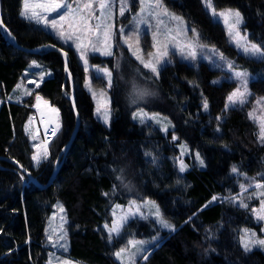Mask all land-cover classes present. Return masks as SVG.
<instances>
[{
	"label": "trees",
	"instance_id": "1",
	"mask_svg": "<svg viewBox=\"0 0 264 264\" xmlns=\"http://www.w3.org/2000/svg\"><path fill=\"white\" fill-rule=\"evenodd\" d=\"M21 1L0 0L2 19L20 46L53 42L68 51L80 120L65 147L76 116L60 52L25 51L0 28V155L19 161L40 183L48 181L57 158L59 164L52 181L39 187L0 159V264H46L45 224L56 201L63 205L68 220L66 254L77 261L121 264L114 254L129 239L156 237L137 264H264L260 248L245 251L239 241L241 228L255 225L249 208L230 199L241 188L238 172L264 179V143L246 105L224 107L233 80H215L221 71L204 60L191 64L174 57L163 64L152 91L138 102L170 119L172 126L163 132L133 119L128 92L134 78L131 69L139 66L118 42L113 55L90 57L91 62L107 65L113 72L110 84L98 75L91 80L93 85L108 87L111 120L107 126L94 115L92 97L83 85L84 70L73 48L21 16ZM211 1L216 8H238L243 27L264 49V0ZM165 2L199 31L201 41L217 45L256 73L249 81L251 95H264V57L237 51L223 24L211 17L202 0ZM120 56L128 61L119 66ZM33 58L49 73L14 99L10 93ZM37 96L57 107L59 125L48 141L47 159L34 164V146L25 123ZM174 136L198 151L205 165L192 163L181 172L174 160ZM233 166L237 173L232 172ZM144 197L158 202L172 228L150 218H133L109 239L101 223L110 219L111 206Z\"/></svg>",
	"mask_w": 264,
	"mask_h": 264
},
{
	"label": "rangeland",
	"instance_id": "2",
	"mask_svg": "<svg viewBox=\"0 0 264 264\" xmlns=\"http://www.w3.org/2000/svg\"><path fill=\"white\" fill-rule=\"evenodd\" d=\"M28 2L31 6L41 3L43 0H28ZM64 2L71 5V14H69V9L67 7L52 12H45L40 8H29V13L31 11H36L40 15L46 16L49 20H57V28L54 29L51 26H46L44 23H37L36 20L30 21L53 34L54 37L64 46H71L73 48L77 59L84 70L83 85L92 97L94 103V115L105 125L109 126L111 120V97L108 87L93 85L91 80L93 76L98 75L103 77L107 84H110L113 72L107 65L91 62L90 57L92 54L110 56L104 54L105 51H111V55H113L114 47L116 46V43L119 42L126 47V52L136 62L135 65L139 66L135 69V67L132 66V68L129 63V67L132 68L131 72L132 74L134 73V78L132 76L133 80L129 85L128 102L134 107L132 113L134 120L141 122L139 116L134 118V114L142 112L147 113L148 117H155L154 119L145 118L144 123L157 126L163 132L172 126V123L167 116L158 112L149 111L138 103L143 96L152 91L154 78L157 76L150 68L144 67V64L137 59L138 56L142 57L145 62L151 60L157 69H160V67L167 62H172L174 57L191 64L197 63L198 60H204L212 68H218L221 71L220 76L215 80H233L234 86L228 93L227 98L237 88H241V91L244 90L243 87H241V81L235 78L233 72L243 71L248 74L246 77L247 95L245 96V102L243 104L247 107L248 115L250 113L252 114L249 116L256 125L257 135L261 141V126L264 124V95L253 97L249 87V81L256 78L257 74L251 72L247 67L240 65L235 57L227 55L217 45L201 41L199 31L193 25L188 23L182 15L172 11L166 4L165 0H161L159 7L155 6V0H127L126 5L124 0H105V3L109 5L105 9H100L98 7L99 0H64ZM202 2L211 17L223 24L229 41L234 45L237 51L249 57H264L245 53L242 47L238 46V44L243 45L245 41L239 39V37L235 39L233 38L238 31L241 37L247 38L249 45L254 43L264 50L258 42L250 38L249 32L243 27L244 17L238 8L232 6L216 8L211 0H202ZM87 3H91L92 8H84V5ZM209 3L211 4V7L208 6ZM122 7L125 9L123 15L120 14ZM213 10H215L217 15H213ZM22 11H24V0L21 1L20 15ZM229 11L232 13L238 11L240 13L242 22L239 25H236V18L234 15H218L219 13H228ZM61 15L66 16L64 21H60L59 18ZM173 17H178L180 19H174ZM96 24L101 25L99 31L95 30ZM69 25H72V27ZM105 25L109 26V31L111 33L107 45L103 43ZM88 26L93 30L87 31L86 28ZM61 31L64 33L63 38L59 35ZM69 36H71V39H68ZM148 43L150 44L149 46L147 45ZM93 45L99 50H94ZM189 45H191V50H194L196 53L195 59L188 56L190 50L188 47ZM164 51H167V56L159 55ZM149 54L152 55L149 56ZM221 56H223L224 59H221ZM157 57H159V63H156ZM85 60L87 61V64H85ZM127 61L128 59L124 60V57L120 56L118 65L120 66L127 63ZM228 62H232L234 66L233 69H229ZM101 69H107L111 73L110 83L109 77L105 72L101 71ZM48 73L49 70L42 67L38 60L33 58L24 69L23 78H21L13 87L10 96L14 99L20 98L28 92L29 84L36 85ZM37 97L40 99L38 100L36 98L33 106V113L27 119L25 129L33 142V155L37 153L43 155L45 149H47L48 156V141L42 132L44 128L43 122L52 126L56 130L59 125V112L57 107L51 105L47 100L40 96ZM227 98L224 105L225 108L235 105H243L239 103L228 105ZM258 101L260 103H258ZM226 105L228 106L226 107ZM98 107L100 108L99 113L97 112ZM52 109H56L57 111L54 112ZM105 110H107L109 114L107 123H105L103 117ZM41 117L44 118L43 122ZM174 137L177 140V152L174 155V160L179 170L181 161L186 165V168L191 166L192 163L202 167L205 165L204 159L198 151L192 150L184 140H178L176 136ZM197 154H199V159L197 158ZM201 160H203V165L200 163ZM33 163L37 164L34 160ZM54 164H58V158L54 161ZM237 175L240 176V187L243 185L247 191H244L241 187L236 193L230 195V199L241 206L247 205L255 224L254 226H243L241 228L239 241L241 243V237L245 235V229L248 230L249 239H264V220L258 219V213L264 214V211H262L264 195H261V193H264V188L255 187L256 184L264 185V179L259 180L254 178V176L239 172ZM132 201H135L136 205L139 206V213H136L135 207H130ZM118 205L119 207H117ZM157 208L160 213L159 217L156 215ZM129 212L136 214L127 215ZM126 215L127 218L122 222V227L133 218H150L154 220L157 225L162 227L164 226L160 223L161 218L169 223L163 216L161 208L154 198H132L125 203L115 202L110 209V219L101 223V229L109 239L117 235L122 227L118 233H112L110 237L109 231L105 225L111 226L114 222H120L121 217ZM251 233H255V237H251ZM67 234V216L63 205L59 201H56L45 224V244L48 246L46 264H88L72 259L66 254L69 245ZM155 239L156 237L131 238L124 246L115 251L114 256L121 264H137V259L145 253ZM131 241H143V244L132 246L130 244ZM252 248H260L264 252V246L262 245H251V249ZM121 249H125V251L122 253L121 257L118 258L116 253L120 252Z\"/></svg>",
	"mask_w": 264,
	"mask_h": 264
},
{
	"label": "snow or ice",
	"instance_id": "3",
	"mask_svg": "<svg viewBox=\"0 0 264 264\" xmlns=\"http://www.w3.org/2000/svg\"><path fill=\"white\" fill-rule=\"evenodd\" d=\"M124 3L126 5L127 0H124ZM161 4V0H155V6L159 7ZM109 5L105 3V0H99V4L98 7L100 9H105L106 7H108ZM209 7H211V4L209 3L208 5ZM40 8L45 12H52V11H57L60 8H64L67 7L69 9V14H71L72 12V8L71 5L66 4L64 2V0H43V2L35 4V5H29L28 0H24V11L21 12V15L24 16L25 18L29 19V20H36L37 23H44L46 26H51L52 28H57L58 25V21L57 20H49L46 16H42L40 15L38 12L36 11H31L29 13V8ZM84 8H92V4L91 3H87L84 5ZM124 7L121 8V15H123L124 13ZM166 11V10H165ZM213 15H217V13L215 12V10H213ZM218 15L221 16H228V15H234L236 18V25H239L242 22V17L240 15V13L237 11L235 13H232L231 11H229L228 13H219ZM174 19H180L178 17H173ZM60 21H64L66 19L65 15H61L60 16ZM0 24H2V22H0ZM70 27H72V25H69ZM62 27V25H61ZM101 28L100 24H96L95 25V30L99 31V29ZM87 31H92L93 29L88 26L86 28ZM194 31V30H193ZM59 35L63 38L64 37V33L61 31L59 33ZM230 35H231V31H230ZM103 43L105 45L108 44V41L111 37V33L109 31V26L105 25L104 26V32H103ZM239 37V39L244 40L245 43L243 45L238 44L239 47H242L243 51L247 54L250 55H259V56H264V50L261 49L260 46H258L257 44H250L247 42V38L246 37H241L240 33L237 31L235 33V36L233 37L234 39ZM68 39H71V36L68 37ZM94 50H99L98 48H95V46L93 45ZM189 47V52H188V56H190L192 59H195L196 57V53L194 50H191V45L188 46ZM104 54L106 55H111V51H105ZM152 54H149V56H151ZM159 55L161 56H167L168 53L167 51H164L162 53H160ZM182 55H183V50H182ZM82 58H83V54H82ZM137 59H139L141 61L142 64H144V67L146 68H150L151 71L156 74L157 76L159 75V71L157 69V67L155 66V64L152 63L151 60H149L148 62H145L144 59L140 56L137 57ZM221 59H224L223 56H221ZM159 57H157L156 59V63H159ZM85 64H87V61L85 60ZM228 67L229 69H233V64L232 62H228ZM101 71L105 72V74L109 77V83L111 81V73L107 70V69H101ZM233 75L235 76L236 79L241 81V87H243V91H241V88H237L235 91H233L227 98L228 100V105H235L237 103L239 104H243L245 102V96L247 95V73L243 72V71H234ZM19 87V85H18ZM37 99L39 100L40 98L37 97ZM258 103H260L258 101ZM226 105V107L228 106ZM204 108L207 109L208 104L207 101L205 100L204 102ZM54 112H56V109H52ZM97 112H100V108H97ZM250 116L252 115L251 113L249 114ZM137 116L140 117L141 119V123L144 122L145 118H149V119H154L155 117H148L147 113H136L134 114V118H136ZM103 117H104V121L105 123L108 122L109 119V114L107 112V110L104 111L103 113ZM55 129H53V134H55ZM260 137H261V141L264 142V124H262L261 126V133H260ZM35 138V137H34ZM173 139H175V137H173ZM38 147V146H37ZM197 158L199 159V154H197ZM32 159L39 164L41 162L42 159H47V149H45V152L43 155L37 153L35 155H33ZM201 165H203V160L200 161ZM186 168V165L183 164V161L180 162V171L183 172ZM232 172L237 173L238 169L233 166L232 168ZM242 189H244V191H247L246 188H244L243 185H241ZM256 188H264V185L262 184H256L255 185ZM261 195H264V193H261ZM213 199H216L215 197H213ZM244 207H247V205H242ZM119 207V205L117 206ZM130 207H135L136 208V213H139V206L136 205L135 201L131 202ZM262 211H264V203H262ZM136 213H132L129 212L127 215H135ZM127 215L124 217H121L120 222H114L111 226L109 225H105V227L108 229L109 231V236L111 237L112 233H118L120 228L122 227V222L127 218ZM156 215L159 217L160 213H159V209H156ZM258 219L264 220V214H260L258 213ZM160 223L164 226V227H168V228H172V225L168 224L165 220H163L162 218L160 219ZM251 237H255V233H251ZM130 244L132 246H136L137 244H143V241L140 242H136V241H131ZM241 244L244 248L245 251H250L251 250V245H262L264 246V239H249V233L248 230L245 229V235L243 237H241ZM125 251V249H121L120 252L116 253V256L119 258L121 257L122 253ZM144 259H147V256L144 257Z\"/></svg>",
	"mask_w": 264,
	"mask_h": 264
},
{
	"label": "water",
	"instance_id": "4",
	"mask_svg": "<svg viewBox=\"0 0 264 264\" xmlns=\"http://www.w3.org/2000/svg\"><path fill=\"white\" fill-rule=\"evenodd\" d=\"M0 22H2V24H0V28L2 30L3 33H5V35L9 36L11 41L17 45L18 47L24 49L25 51H28V52H40L42 49H54V50H57L60 52L61 56H62V59H63V63H64V70L65 72L69 75V79H70V84H71V94L69 95V99H70V102H71V107L75 113V116H76V123H75V126H74V129L72 131V134L68 140V142L66 143L65 147H68L71 140L73 139L74 137V134L78 128V125H79V114H78V111H77V108H76V105H75V88H74V84H73V77L70 73V70H69V53L68 51L61 45L57 44V43H53V42H49V43H45V44H41V45H38L36 47H33V48H27V47H23V46H20L16 43L15 41V37L13 36V34L10 32V30L7 28V26L5 25L3 19H2V16H1V5H0ZM63 150V149H62ZM62 152V151H61ZM61 155V153H60ZM59 155V156H60ZM0 159H3L11 164H13L17 169L21 170L27 177L28 179L33 182L35 185L39 186V187H45L46 185H48L58 167H59V164H56L53 168V171H52V174L50 175L48 181L46 183H40L36 177H34L28 169H26L19 161H17L16 159L10 157V156H6V155H0Z\"/></svg>",
	"mask_w": 264,
	"mask_h": 264
},
{
	"label": "built area",
	"instance_id": "5",
	"mask_svg": "<svg viewBox=\"0 0 264 264\" xmlns=\"http://www.w3.org/2000/svg\"><path fill=\"white\" fill-rule=\"evenodd\" d=\"M41 120L43 122L44 121V118L41 117ZM43 126H44L43 131H42L43 132V135L45 136L46 140L49 141L52 138V136L54 135L53 134V129L54 128L52 126H50V125H47L44 122H43Z\"/></svg>",
	"mask_w": 264,
	"mask_h": 264
},
{
	"label": "crops",
	"instance_id": "6",
	"mask_svg": "<svg viewBox=\"0 0 264 264\" xmlns=\"http://www.w3.org/2000/svg\"><path fill=\"white\" fill-rule=\"evenodd\" d=\"M26 124V123H25Z\"/></svg>",
	"mask_w": 264,
	"mask_h": 264
}]
</instances>
